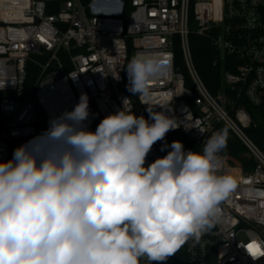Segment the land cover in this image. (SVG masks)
<instances>
[{
	"label": "built area",
	"instance_id": "2783aa9c",
	"mask_svg": "<svg viewBox=\"0 0 264 264\" xmlns=\"http://www.w3.org/2000/svg\"><path fill=\"white\" fill-rule=\"evenodd\" d=\"M192 32L218 54L216 94L194 66ZM175 37L188 84L174 65ZM141 52L170 66L150 81L146 96L128 91L126 67ZM28 63L38 72L25 87ZM82 93L89 97V128L96 116L101 121L122 108L146 119L148 109L175 116L181 126L153 146L147 163L170 151L165 145L176 133L193 143L185 150L202 151L213 132L226 128L252 165H233L220 153L219 172L236 178L238 188L201 241L180 248L179 264H264L244 247H264V194L249 191L264 189V151L246 132L264 126V0H0V161L36 136L40 110L49 125Z\"/></svg>",
	"mask_w": 264,
	"mask_h": 264
},
{
	"label": "clouds",
	"instance_id": "9594fccd",
	"mask_svg": "<svg viewBox=\"0 0 264 264\" xmlns=\"http://www.w3.org/2000/svg\"><path fill=\"white\" fill-rule=\"evenodd\" d=\"M126 71L128 91L146 96L170 66L141 52ZM148 112L146 119L122 108L93 131L82 93L72 110L0 161V264H162L201 241L238 188L219 172L228 130L213 132L202 151L173 141L147 163L153 146L181 126L174 115ZM250 245L258 249L244 246L254 262L264 257L261 244Z\"/></svg>",
	"mask_w": 264,
	"mask_h": 264
},
{
	"label": "trees",
	"instance_id": "16d2710c",
	"mask_svg": "<svg viewBox=\"0 0 264 264\" xmlns=\"http://www.w3.org/2000/svg\"><path fill=\"white\" fill-rule=\"evenodd\" d=\"M127 1V0H126ZM128 9V6L125 5V10ZM51 12V10H48ZM189 45L192 55V60L194 66L200 75L202 81L208 88V90L212 94H216L218 90L221 88L220 80H221V66L218 62L215 63L217 60L218 54L215 52L213 47L211 46L208 39L197 35L196 33L189 34ZM174 65L177 70L184 73L186 77V83L188 84V77L185 70L180 42L178 37L174 38ZM38 69L33 66L31 63L27 64V79L25 82V87H28L31 83V80L37 75ZM251 111V110H250ZM255 119V118H254ZM100 120L96 116L94 118V122L91 130H95L96 126L99 124ZM47 120L41 110L38 113V123H37V135L42 133L44 130L48 128ZM247 134L255 141L258 147L264 151V126L262 125H252L248 129H246ZM180 141L183 143L184 147L186 145H193L191 140L181 134L176 133L170 140L168 146L171 145L173 141ZM170 148V147H169ZM171 150V149H170ZM227 155L228 161L233 165L245 164L246 168L252 165L250 161L242 157L244 152L243 146L235 140L233 137H229L227 141V146L223 150ZM180 259L179 255L176 253L175 255L169 257L165 262L162 264H179Z\"/></svg>",
	"mask_w": 264,
	"mask_h": 264
},
{
	"label": "water",
	"instance_id": "95a60500",
	"mask_svg": "<svg viewBox=\"0 0 264 264\" xmlns=\"http://www.w3.org/2000/svg\"><path fill=\"white\" fill-rule=\"evenodd\" d=\"M229 137H232V135H231V134H229ZM242 157H244V158H246V159L250 160V158H251V155H250V153H249V152H247V151H244V152H243V154H242Z\"/></svg>",
	"mask_w": 264,
	"mask_h": 264
},
{
	"label": "snow or ice",
	"instance_id": "6c2138e0",
	"mask_svg": "<svg viewBox=\"0 0 264 264\" xmlns=\"http://www.w3.org/2000/svg\"><path fill=\"white\" fill-rule=\"evenodd\" d=\"M249 249H250V250L258 251V249L256 248L255 245H249Z\"/></svg>",
	"mask_w": 264,
	"mask_h": 264
}]
</instances>
